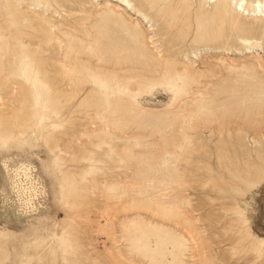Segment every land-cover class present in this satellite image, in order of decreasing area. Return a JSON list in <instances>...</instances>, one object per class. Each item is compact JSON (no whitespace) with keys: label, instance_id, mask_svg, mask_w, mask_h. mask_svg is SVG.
<instances>
[{"label":"rangeland","instance_id":"obj_1","mask_svg":"<svg viewBox=\"0 0 264 264\" xmlns=\"http://www.w3.org/2000/svg\"><path fill=\"white\" fill-rule=\"evenodd\" d=\"M258 2L0 0V264H264Z\"/></svg>","mask_w":264,"mask_h":264},{"label":"bare ground","instance_id":"obj_2","mask_svg":"<svg viewBox=\"0 0 264 264\" xmlns=\"http://www.w3.org/2000/svg\"><path fill=\"white\" fill-rule=\"evenodd\" d=\"M253 11L257 18L259 17L264 19V3L258 2L255 5V9ZM246 43L249 45L250 42L246 41ZM31 170L33 169H31V167L29 166H22L21 168L15 169L12 172L14 176L12 181V187L14 193H18L19 194L18 196L20 198L22 197V199H24L28 203H32L34 201L35 196L37 195L36 186H35L36 183L34 182V178L31 173ZM28 185H30V187Z\"/></svg>","mask_w":264,"mask_h":264}]
</instances>
